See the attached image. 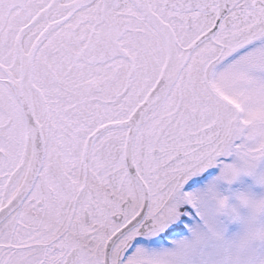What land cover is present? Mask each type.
<instances>
[{
    "label": "snow or ice",
    "instance_id": "snow-or-ice-1",
    "mask_svg": "<svg viewBox=\"0 0 264 264\" xmlns=\"http://www.w3.org/2000/svg\"><path fill=\"white\" fill-rule=\"evenodd\" d=\"M0 264H264V0H0Z\"/></svg>",
    "mask_w": 264,
    "mask_h": 264
}]
</instances>
